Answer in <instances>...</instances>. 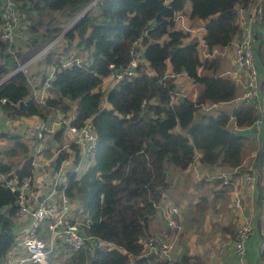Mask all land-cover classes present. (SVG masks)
Returning <instances> with one entry per match:
<instances>
[{
	"label": "trees",
	"instance_id": "obj_1",
	"mask_svg": "<svg viewBox=\"0 0 264 264\" xmlns=\"http://www.w3.org/2000/svg\"><path fill=\"white\" fill-rule=\"evenodd\" d=\"M91 1L18 0L19 9L28 13V37L24 43L12 45L10 51L0 28V81L59 36ZM255 1L96 0L62 35L64 46L55 44L56 50H49L43 58L46 66L55 68L46 106L30 97L22 71L0 84V99L6 100L0 109L8 118L46 120L51 108H57L64 114L74 111L72 125L80 127L90 121L95 131L97 142L88 165L80 173L66 172L65 193L69 198L81 195L87 214L82 219L88 222L84 233L97 240L90 250L87 242L79 251H71L62 264L158 263L159 256L144 255L142 240L170 187L168 165L184 171L197 160L201 166L236 169L256 151L252 163L259 174V198L264 195V126L258 149L254 137L240 131L250 127L257 111L240 99L229 112L215 109L236 100L243 90L226 74L232 68L222 54L242 38L238 9H246ZM187 2L191 6L189 27L203 22L201 51L206 57L201 56L196 38L184 42L189 32L175 28V17ZM1 6L2 0L0 27ZM256 37V66L264 83V8ZM22 45L26 51L20 53ZM71 49L89 51L90 60L63 67ZM132 49L139 55L135 74L108 89L105 99L110 108L103 107V79L128 66ZM180 74L192 80L198 93L194 98L170 103L168 92L175 90L174 77ZM231 121L239 130L231 128ZM60 134H55L57 141ZM0 138L13 141L8 155L27 150L20 135L0 131ZM79 152L75 144L70 145L69 152L60 151L55 170L71 155L72 163H77ZM32 169L28 157L18 166L0 158V175L6 179L30 177ZM17 211V192L0 179V263L14 242ZM226 230L235 237L232 226L222 232ZM164 234L170 236L172 232L166 229ZM260 258H264V246ZM190 259H194L193 264L202 260L198 255L184 254L181 258Z\"/></svg>",
	"mask_w": 264,
	"mask_h": 264
},
{
	"label": "built area",
	"instance_id": "obj_2",
	"mask_svg": "<svg viewBox=\"0 0 264 264\" xmlns=\"http://www.w3.org/2000/svg\"><path fill=\"white\" fill-rule=\"evenodd\" d=\"M19 5L18 0H2L1 38L7 42L10 51H13L11 50L12 45L27 39L29 32L28 13L20 10ZM263 8L264 0H256L247 14L240 15L241 23L238 22L237 12V22L241 25L243 34L242 38L234 44L233 69L229 72L237 82L242 83L243 90L239 99L251 104L257 111V116L249 127L255 134L261 133L264 126V90L259 83L255 56L256 35L262 21ZM240 10L242 9L239 8L238 11ZM57 41L54 38L38 53L20 63L17 67L19 71L25 74L30 97L41 106H46L51 81L55 76V68L50 67L44 77L31 75L27 68L32 61H39L44 58L49 50L54 49ZM130 56V63L122 72L110 75L113 86L121 79L130 78L135 74L139 55L132 49ZM83 62L84 59L69 53L62 66L66 67L73 63L81 65ZM110 66L112 67V65ZM107 78H104L103 82ZM159 83H161V80ZM168 97L170 103L183 98L176 89L169 90ZM5 102L4 98L0 99V103ZM73 114L74 111L72 114H64L57 108H51V113L46 120L36 117L37 122L29 127L27 126L26 139L24 142L21 139L20 141L23 144L26 143L28 147L30 144L33 145L28 152V158H30L33 167L32 176L34 169L40 170L49 164L55 165L54 162L59 152H69L71 144L77 145L80 150V158L72 172H77L83 161L92 156L96 145V134L92 124L90 121H86L80 127L72 125L71 115L73 116ZM57 132H61L63 135L67 134L70 140L58 146L51 156L41 159L40 155L46 142ZM62 164L56 169L51 189L39 197L32 196L30 192L33 183L32 176L23 179L14 176L6 179L4 175H0V179L5 182V185L10 190L17 192L18 211L16 219L27 217L24 226L15 231L14 242L0 264H48L49 255L58 254L61 250L79 251L86 246L87 242L91 245L89 250L95 246L94 243L97 238L84 233V226L86 227L88 222L81 217L76 218L70 198L65 193L67 179L61 170ZM59 175H63V179L59 178ZM257 175L258 170L251 163L245 173V181L253 189L257 185ZM220 178H222L223 185H230L227 175L222 174ZM260 201L264 211V195L260 196ZM232 204L237 209L242 208L241 199L237 195L234 197ZM157 210H159L166 228L172 234L170 236L153 234L145 237V240L142 241L144 255L154 254L159 256V262L152 264H177L179 260L176 250L177 241L182 231L179 209L175 204L169 203L157 205ZM254 232L253 223L246 220L242 221L237 226L233 240L224 241L219 245V253L226 260L229 259L227 264H247L248 243ZM260 234L264 239V229L260 230Z\"/></svg>",
	"mask_w": 264,
	"mask_h": 264
},
{
	"label": "crops",
	"instance_id": "obj_3",
	"mask_svg": "<svg viewBox=\"0 0 264 264\" xmlns=\"http://www.w3.org/2000/svg\"><path fill=\"white\" fill-rule=\"evenodd\" d=\"M253 4L246 9L241 8L242 10L238 11L239 23H241L240 15L247 14L251 10ZM185 6L186 7L183 12H185L186 14L185 17L186 20L188 21V14L191 6L189 2H187ZM182 13H179L175 17V28L177 29L184 28L183 31L189 32L190 36L186 38L184 42H188L192 38H196L200 44V53H202L201 52V46L203 43L202 35L204 33L203 22H200L199 26H195L193 28L189 27V21H188V25L186 23L180 25L179 21L182 20L180 19L183 16ZM55 44H59L58 41ZM233 47L226 48L224 53L222 54V56L225 57L227 61H229V64L231 65L232 69H233ZM24 51H26L24 45L20 46L19 52L23 53ZM201 56L206 57L204 51H203V55L201 54ZM34 64H35L34 67L36 69H33L34 71L31 72V75H35V74L41 75L43 73L44 74L47 73V71L43 70V66L45 65L43 64V58L40 59L38 63H34ZM231 70L226 71V74L230 75L229 72ZM182 75L187 77L185 74L176 75L174 77L175 89L183 97L188 98L190 96L187 95L184 90L180 89L178 83L183 82L184 80L185 82L192 83V80L187 77L182 79L183 81H179L178 78ZM262 78L263 75H261L259 72V83L261 88L264 90V83L261 82ZM238 83L242 86L241 82ZM102 85H104V88L105 86H109V88L113 87V82H111L110 76L104 80ZM239 96L233 102L216 106L215 109L217 111L225 110L229 112L234 104L235 105L238 104ZM194 97L195 96L191 94L190 98H194ZM107 106H105L104 104V107L110 108L109 104ZM0 119H1L0 131L6 133H12L13 135H20L19 139H21L22 142H24L26 139L25 133L27 126L29 127L33 125L35 122H37L36 117H33V119L30 121H28L27 118H15V119L8 118L4 116V114H2L1 109H0ZM230 126L231 128L236 129L233 121L230 122ZM240 131H242L245 134H248L249 136L254 137L257 143L256 146L257 149L261 147L262 132L259 134H255L249 128L240 129ZM60 136H61L60 141H57L54 138L55 137L54 135L46 143L48 144L51 143L54 147L57 148L62 143L68 142L70 140L67 134L63 135L61 133ZM4 139L5 140H2L4 141V143L0 144V154L4 153L5 150L7 152L13 146L12 140L6 138ZM24 145L26 146L27 150L24 153H21V155H18L20 153H18L17 151L16 152L17 154L11 158L12 161H14L15 165L17 163L21 164L24 160L23 159L24 155H26L27 157V153L30 151L29 148L32 149L33 147L32 144H30L29 147L26 143H24ZM255 154L256 151L252 153L251 156L253 157L255 156ZM17 157L19 159L18 161H16L15 159ZM67 162L68 160L64 161L61 167L62 172L65 174V178H66V172L74 171L77 165V163L75 164L72 163L73 167L66 168L65 165ZM87 165H88V159H85L78 168L77 172L84 171ZM248 168L249 166L246 167V165L236 169L221 168L219 166H201L196 160L188 169L184 171L180 170L175 174V181L173 186L169 187L166 190V192L163 194L162 201L159 205H166L169 203H173L179 209V219L182 225V231L180 233V237L176 248L179 259L177 264H193L194 259H190L188 261L181 260L184 254L190 256L198 255L199 257H201L202 260L197 264H227L228 262H226L225 257L219 253L218 247L221 241H231L233 240V237L231 238L232 235L231 231L226 230L225 232H222V229L227 226H232V232L235 234L238 224H240L242 221L245 220L253 223L255 228V232L252 234V237L248 243L247 264H261L260 252L262 251L264 246V239L260 234V230L264 229V211L261 206L257 185L256 188L253 189L245 181V173L248 170ZM13 170H15V168H13ZM40 170L34 169V173L32 176L33 183L30 192L32 196L36 195V197L42 196L48 191L47 190L48 187H44L43 185L44 182L41 177ZM187 172H190L189 176H187L189 177L190 183H180L182 174H185ZM222 174L228 176L229 178L228 180L230 183L229 186L223 185L221 181L222 178H220V175ZM194 176H196V178ZM176 186H181V190L179 192L175 191L174 188ZM236 195L239 196L241 199V204H242L241 209H237L233 207L232 203ZM71 206L74 213H76L75 210H77L78 203L71 201ZM26 221H27L26 216L16 219L15 222L16 230L24 226ZM188 225H190L189 228ZM166 229L167 228L162 221L160 212L159 210H157V213L154 215V217L149 223L147 236L153 234L163 235Z\"/></svg>",
	"mask_w": 264,
	"mask_h": 264
},
{
	"label": "rangeland",
	"instance_id": "obj_4",
	"mask_svg": "<svg viewBox=\"0 0 264 264\" xmlns=\"http://www.w3.org/2000/svg\"><path fill=\"white\" fill-rule=\"evenodd\" d=\"M182 18H180V19H182L181 21H179V23H180V25H183V24H187L188 25V21L186 20V14H185V12H183L182 13ZM184 28H182V30H183ZM56 37V40H58V43H59V45H58V48L60 47H62V45H64V42H63V39L61 38L62 36L61 35H59L58 37L57 36H55ZM54 37V38H55ZM60 40V41H59ZM21 43H24V41H21ZM58 50H61V49H58ZM70 51H72L75 55H77L78 57H80V58H82V59H86L87 61H89L90 60V52L89 51H84V50H82V49H78V50H76V49H71ZM72 52H70L71 54H73ZM202 53V55H203V50L201 51ZM38 53V52H37ZM34 58V57H33ZM35 59H37V58H35ZM37 60H34V61H32L29 65H28V68H27V70H28V72H32V71H34L33 69H36L34 66H35V62H36ZM37 63V62H36ZM44 64V63H43ZM39 66V65H38ZM27 67V66H26ZM49 69H50V67L49 66H46V65H44L43 66V70H45V71H49ZM183 77V78H182ZM184 78H187V77H185V76H180L179 78H178V80L179 81H183L182 79H184ZM111 82H112V80H111ZM179 84V87H180V89H182V90H184L185 91V93L187 94V95H189L190 97H191V94H193L194 96H196L197 95V93H198V87L196 86V85H194L193 83H191V82H185V80L183 81V82H180V83H178ZM108 88H109V86H105V88H104V85H102V87H101V90H102V92H103V98H102V106L104 107V104H105V106H107L108 105V103H107V101L105 100V96H106V94H107V90H108ZM108 107V106H107ZM33 119V117H27V120L28 121H30V120H32ZM0 122H1V119H0ZM2 124V123H1ZM11 135H13L12 133H10ZM51 139V138H50ZM49 139V140H50ZM2 140H5L4 138H0V144H3L4 143V141H2ZM48 140V141H49ZM63 144V143H62ZM61 144V145H62ZM47 145H48V147H47ZM53 145L51 144V143H46L45 144V146H44V148H43V150H42V152H41V155H40V157H41V159H43V158H47V157H49V156H51V154L54 152V150H56V147H52ZM18 151V153H20V154H18V155H21V152L22 151H20V150H17ZM6 152V150L4 151V153H2V154H0V158L1 159H3V160H5V161H7V162H13L14 163V161H12V157H14L13 155H8V154H6L5 153ZM44 153H45V155H44ZM27 157H28V153H27ZM255 157H256V154H255ZM255 157L253 156L252 158H247L245 161H244V163H243V165L245 166L246 165V167L247 166H250V164L252 163V161H253V159H255ZM26 158V155H24V158L23 159H25ZM14 159V158H13ZM16 159V161H18L19 159H18V157L17 158H15ZM72 160H73V157H72V155L70 156V158H69V160H68V162L66 163V165H65V167L66 168H71V167H73V165H72ZM253 164V163H252ZM14 165H15V163H14ZM19 164L17 163L15 166H18ZM167 169H168V181H169V184H170V187H172L173 186V184H174V181H175V174L178 172V171H180L179 169H177V168H174L173 166H171V165H168L167 166ZM171 171V172H170ZM40 172H41V177H42V179H43V185H44V187H48V191L51 189V187L53 186V180H54V178H55V172H56V170H55V166L53 165V164H49V165H47L45 168H42L41 170H40ZM192 173H193V171H192ZM189 174H190V172H187V173H185V174H182V176H181V180H180V183H190L189 182V177H187V176H189ZM192 175V174H191ZM195 178H196V176H194ZM258 177H259V174L257 175V178H256V183H257V179H258ZM59 178H61V179H63V175H59ZM205 179V178H204ZM261 183H264V176H262V178H261ZM175 191L176 192H179L180 190H181V186H176L175 188ZM70 200L72 201V202H77L78 203V207H77V210H75V216H76V218L77 217H81V218H85L86 217V212L84 211V209H83V202H82V199H81V195L79 194H76V195H74V196H72L71 198H70ZM75 207V206H74ZM190 227V225H188V228ZM188 228H187V230H188ZM222 242H224V241H221L220 242V244L222 243ZM70 253H72V252H69V251H63V250H61L60 251V253H58V254H51V255H49V257H48V259H47V262H48V264H62L63 263V261L64 260H66L67 259V257L70 255ZM229 261V259H227L226 260V262H228ZM261 264H264V258H263V260L260 262Z\"/></svg>",
	"mask_w": 264,
	"mask_h": 264
},
{
	"label": "water",
	"instance_id": "obj_5",
	"mask_svg": "<svg viewBox=\"0 0 264 264\" xmlns=\"http://www.w3.org/2000/svg\"><path fill=\"white\" fill-rule=\"evenodd\" d=\"M96 2V0H92L90 2V4L66 27V29L60 34L61 36L68 31L70 28H72L92 7V5ZM19 71V69H16L14 72L10 73L9 75L5 76L1 81L0 84L2 82H4L5 80H7L9 77H11L15 72ZM97 140L95 139V144H96Z\"/></svg>",
	"mask_w": 264,
	"mask_h": 264
}]
</instances>
